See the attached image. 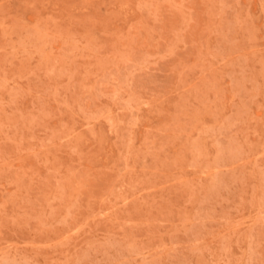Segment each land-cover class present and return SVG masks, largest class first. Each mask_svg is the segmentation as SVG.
Segmentation results:
<instances>
[{
    "label": "rangeland",
    "instance_id": "obj_1",
    "mask_svg": "<svg viewBox=\"0 0 264 264\" xmlns=\"http://www.w3.org/2000/svg\"><path fill=\"white\" fill-rule=\"evenodd\" d=\"M113 263L264 264V0H0V264Z\"/></svg>",
    "mask_w": 264,
    "mask_h": 264
},
{
    "label": "bare ground",
    "instance_id": "obj_2",
    "mask_svg": "<svg viewBox=\"0 0 264 264\" xmlns=\"http://www.w3.org/2000/svg\"><path fill=\"white\" fill-rule=\"evenodd\" d=\"M207 129V128H206ZM210 130V129H209ZM213 132V131H212ZM207 134V133H206ZM108 240V239H107ZM187 243V242H186ZM94 250V249H93ZM250 250V249H249ZM189 251V250H188ZM118 254V253H117ZM247 256V255H246ZM110 261V260H109ZM134 262V261H133ZM114 264V263H113Z\"/></svg>",
    "mask_w": 264,
    "mask_h": 264
}]
</instances>
